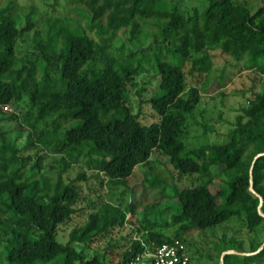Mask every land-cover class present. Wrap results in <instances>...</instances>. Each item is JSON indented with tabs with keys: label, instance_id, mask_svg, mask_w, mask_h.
I'll return each mask as SVG.
<instances>
[{
	"label": "trees",
	"instance_id": "trees-1",
	"mask_svg": "<svg viewBox=\"0 0 264 264\" xmlns=\"http://www.w3.org/2000/svg\"><path fill=\"white\" fill-rule=\"evenodd\" d=\"M169 3L69 0L67 15L43 17L34 5L0 0V129L19 125L11 132L0 130V264H105V256L91 254V243L125 225L129 213L137 214L132 202L125 208L104 202L62 240V228L79 214L81 191L61 174L44 171L48 154L83 161L115 185L128 186L142 166L148 187L160 188L163 200L177 201V211L164 220L170 206L159 213L144 209L142 237L133 240L118 264L146 246L180 241L187 248L194 230L234 216L249 233L261 236L248 250L231 238L242 253H226L225 264L232 258V264H264V155L251 169L255 156L264 152V93L253 94L225 141L191 146L184 140L200 100L197 87L187 88V64L191 75L210 74L212 51L220 50L264 77V0L257 6L247 0H204L192 11L169 9ZM40 25L33 44L22 48L24 36ZM120 38L125 40L116 46ZM148 62L160 81L149 100L157 119L144 124L128 104V85ZM26 96L33 113L4 110ZM50 117L52 130L35 136ZM154 151L180 175L225 176L224 188L215 194L201 183L168 195L167 182L159 177L173 175L156 169L160 162L153 159Z\"/></svg>",
	"mask_w": 264,
	"mask_h": 264
},
{
	"label": "rangeland",
	"instance_id": "rangeland-1",
	"mask_svg": "<svg viewBox=\"0 0 264 264\" xmlns=\"http://www.w3.org/2000/svg\"><path fill=\"white\" fill-rule=\"evenodd\" d=\"M22 6L34 5L43 17L55 16L63 17L68 14L69 0H18ZM242 1V0H241ZM253 6L260 5V0H247ZM204 0H170L169 9L179 8L192 11L196 6L202 4ZM42 25L28 32L24 41L20 42L22 48H27L33 44V37L36 30H41ZM125 39L116 40L119 46ZM214 59L213 71L210 74L191 75L189 73L190 64L186 65L187 88L197 87L200 100L193 117L189 120L190 128L184 140L188 145L196 146L206 142L219 143L225 141L232 129L235 127L237 116L243 114V109L247 106L249 99L255 93H264V77L256 71L246 70L240 62H236L220 50L212 51ZM145 71L136 76L128 85V104L135 113L139 114L140 120L144 124L154 122L157 117L153 112L149 100L159 85L160 78L152 67V63L145 65ZM225 82L224 85L221 83ZM6 112H15L19 115L33 113V109L28 96L16 106L9 105ZM54 117H50L34 131L35 136L42 131L52 130ZM19 127L17 123L3 126L0 130L14 131ZM30 131V130H29ZM32 131V130H31ZM207 134H203L204 132ZM33 132V131H32ZM26 131L21 139L23 143L27 138ZM153 159L159 161L156 169L168 170V173L160 176L165 179L168 187L166 193L173 195L176 188L181 189L201 183L209 185L213 193H217L224 188L225 176L216 178H203L201 175H180L169 162V159L158 151H154ZM44 171L49 175L61 174L66 182H73L81 191V201L76 207L79 214L73 221L64 226L60 232L62 240H68L69 232L77 225H81L87 218L89 212L98 209L104 202L120 204L123 208L128 207L130 202L136 206L137 214L127 215V222L121 227L112 229L96 237L91 243V254L98 253L105 256V264H118L126 250L130 248L133 240L141 238L139 232L140 219L144 209L152 208L159 213L161 209L168 206L171 208L163 215L162 220L171 218L169 212L177 211V201L166 197H161L160 188H149L145 179V168L139 166L134 175L130 178L129 185H115L107 182V177L89 168L85 162L72 163L62 154H48L44 160ZM85 175V179L80 177ZM220 200L219 197H217ZM158 213H153L154 216ZM242 218L234 216L231 220L208 228L206 230H194L187 239V251L194 264H225L222 257L225 253L235 251L242 253L237 243H231L234 238L237 242H242L244 249L248 250L251 241L259 240L260 234L249 233L241 225ZM234 252V253H235ZM249 254V253H243ZM233 259V258H232ZM232 259H227L226 264H232Z\"/></svg>",
	"mask_w": 264,
	"mask_h": 264
},
{
	"label": "built area",
	"instance_id": "built-area-1",
	"mask_svg": "<svg viewBox=\"0 0 264 264\" xmlns=\"http://www.w3.org/2000/svg\"><path fill=\"white\" fill-rule=\"evenodd\" d=\"M8 110L9 108L6 107ZM126 264H194L187 248L180 241L164 243L153 249L147 246Z\"/></svg>",
	"mask_w": 264,
	"mask_h": 264
},
{
	"label": "water",
	"instance_id": "water-1",
	"mask_svg": "<svg viewBox=\"0 0 264 264\" xmlns=\"http://www.w3.org/2000/svg\"><path fill=\"white\" fill-rule=\"evenodd\" d=\"M264 155V152L263 153H259V154H257L256 156H255V158H254V160H253V162H252V166H251V169L253 168V166L255 165V163H256V161L259 159V157H261V156H263ZM250 190H251V192H255V190L253 189V185H252V183H251V186H250ZM262 203H263V200H262V198L260 199V205H259V210H261V206H262ZM262 248V247H261ZM260 248V249H261ZM229 252H235V251H229ZM226 254V253H225ZM224 254V255H225ZM224 255H223V257H222V263H223V261H224Z\"/></svg>",
	"mask_w": 264,
	"mask_h": 264
}]
</instances>
